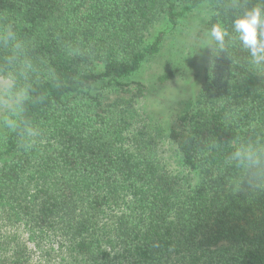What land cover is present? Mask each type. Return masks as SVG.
<instances>
[{
	"label": "trees",
	"instance_id": "16d2710c",
	"mask_svg": "<svg viewBox=\"0 0 264 264\" xmlns=\"http://www.w3.org/2000/svg\"><path fill=\"white\" fill-rule=\"evenodd\" d=\"M201 4L200 34L235 36L260 0H0V264H264V71L239 41H212L165 135L112 97Z\"/></svg>",
	"mask_w": 264,
	"mask_h": 264
},
{
	"label": "rangeland",
	"instance_id": "374dc122",
	"mask_svg": "<svg viewBox=\"0 0 264 264\" xmlns=\"http://www.w3.org/2000/svg\"><path fill=\"white\" fill-rule=\"evenodd\" d=\"M192 0H176L179 10L191 5ZM211 14L205 4L187 12L171 27L166 21H157L148 33L149 39L163 33L160 52L145 62L140 71L126 81L127 90L115 92L114 99L130 105L129 115L144 126L157 127L168 133L176 104L181 99L195 98L203 81V71L211 52L212 41L206 33L200 34ZM173 74L167 82L160 77ZM10 82L0 78V129L2 119L13 111V101L4 99ZM163 150L168 145L162 140ZM169 166L177 171V159L168 154Z\"/></svg>",
	"mask_w": 264,
	"mask_h": 264
},
{
	"label": "clouds",
	"instance_id": "9594fccd",
	"mask_svg": "<svg viewBox=\"0 0 264 264\" xmlns=\"http://www.w3.org/2000/svg\"><path fill=\"white\" fill-rule=\"evenodd\" d=\"M232 29L235 36H231L229 31L217 22L212 25L209 38L219 52L227 51L228 40H238L249 54L250 65L257 71H264V0H260L259 5L246 9L235 18L232 21ZM9 126L14 125L10 123ZM234 155L238 160L243 158L249 162H259L254 160V150L248 146L241 148Z\"/></svg>",
	"mask_w": 264,
	"mask_h": 264
}]
</instances>
